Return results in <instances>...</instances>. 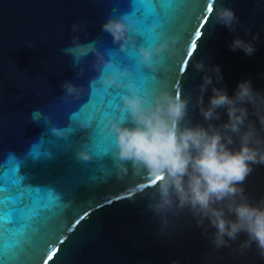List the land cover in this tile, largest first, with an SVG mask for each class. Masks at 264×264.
Instances as JSON below:
<instances>
[{
	"label": "water",
	"instance_id": "1",
	"mask_svg": "<svg viewBox=\"0 0 264 264\" xmlns=\"http://www.w3.org/2000/svg\"><path fill=\"white\" fill-rule=\"evenodd\" d=\"M209 2L0 0V264H264L255 244L241 251L243 234L212 247L190 215L170 218L174 227L161 234L159 218L146 211L151 189L139 194L150 179L118 169L115 136L106 126L121 115L128 81L141 94L167 88L195 95L203 73L193 64L203 58L220 66L229 96L246 79L264 93V0H216L213 7L223 4L240 18L235 33L214 25ZM109 16L133 23L124 50L102 30ZM256 34L254 55L229 49L234 35ZM73 37L89 45L86 54L64 51ZM161 44L156 63L144 66L139 47ZM113 68L128 73L119 77L124 87L105 84ZM65 81L79 91L66 96ZM210 95L211 88L205 103ZM190 116L203 122L198 111ZM221 117L227 120L222 110ZM250 119L260 129L256 116ZM81 150L91 160H78ZM252 167L242 186L256 203L264 198V165Z\"/></svg>",
	"mask_w": 264,
	"mask_h": 264
},
{
	"label": "clouds",
	"instance_id": "2",
	"mask_svg": "<svg viewBox=\"0 0 264 264\" xmlns=\"http://www.w3.org/2000/svg\"><path fill=\"white\" fill-rule=\"evenodd\" d=\"M210 3L213 7L216 0ZM212 12L214 25L225 27L230 33L237 32L240 18L234 9L219 4ZM79 27L73 24L72 30ZM102 30L124 50L133 23L128 16H109ZM259 38V34L250 40L234 35L228 47L252 56ZM88 47L73 37L71 46L64 51L76 58L78 54H86ZM163 48L162 44L140 46V62L152 67ZM205 59L193 64L196 72L203 73L195 95L192 91L185 94L167 88L141 94L132 81L127 82L128 93L118 106L121 115L110 117L106 125L115 136L118 149L113 158L118 169L130 168L150 179L139 194L151 189L147 192L146 211L159 218L161 234L174 227L170 218L190 215L196 226L204 229L212 247H227L243 234L247 238L240 244L241 251L255 244L258 254L264 257V198L253 203L242 186L253 165H264V93L255 90L251 79H246L238 82L234 94L229 96L222 84L220 66L205 63ZM125 75L126 71L113 68L103 79L109 86L124 87L119 77ZM62 87L66 96H72L81 86L65 81ZM209 88L211 95L205 103ZM221 110L227 115L226 121L222 120ZM191 111H198L203 122L194 123ZM250 115L256 116L260 129ZM52 131L63 135L57 128ZM76 155L83 161L92 158L84 150ZM172 264H179V259Z\"/></svg>",
	"mask_w": 264,
	"mask_h": 264
},
{
	"label": "snow or ice",
	"instance_id": "3",
	"mask_svg": "<svg viewBox=\"0 0 264 264\" xmlns=\"http://www.w3.org/2000/svg\"><path fill=\"white\" fill-rule=\"evenodd\" d=\"M212 10H213V7H212L211 3L209 2V3L207 4V12L211 13ZM204 19L207 20V17H204ZM201 27H203V25H201ZM200 37H201V32H200L199 30H197V31L195 32V38H196V39H194V40L191 41V48H190V50H189L188 53H187V55H188L189 57L192 56L193 53L195 52V49H196V47H197V43H196V42H197V40L200 39ZM186 66H187V61H184V66H182V67L179 69V71H180L181 73L185 72V71H186Z\"/></svg>",
	"mask_w": 264,
	"mask_h": 264
}]
</instances>
